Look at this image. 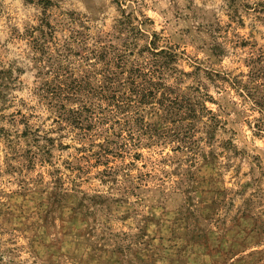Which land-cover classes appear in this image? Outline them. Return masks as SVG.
I'll return each instance as SVG.
<instances>
[{"label":"rangeland","instance_id":"1","mask_svg":"<svg viewBox=\"0 0 264 264\" xmlns=\"http://www.w3.org/2000/svg\"><path fill=\"white\" fill-rule=\"evenodd\" d=\"M0 264H264V0H0Z\"/></svg>","mask_w":264,"mask_h":264},{"label":"trees","instance_id":"2","mask_svg":"<svg viewBox=\"0 0 264 264\" xmlns=\"http://www.w3.org/2000/svg\"><path fill=\"white\" fill-rule=\"evenodd\" d=\"M148 94H151V91L148 92ZM167 100V102L169 103H177V97H173V99L170 98H165ZM256 103L258 104V102L256 101ZM259 105V104H258ZM185 108V111H190L193 112V108L189 107V103L185 104L184 106H181ZM61 110L60 113L63 118V120L67 123H69L71 125L72 130L73 129H78L79 132H77L75 135H77V137L79 139H84L86 136L91 135V130L97 126V129H99L100 132L105 131L100 125L99 123H101L100 120L98 121H94V118L92 117L93 111L89 110L88 108H83V107H75V108H69L66 109L63 105L60 106ZM87 111L89 115H84L82 114V111ZM93 118V120H92ZM84 121H86V124L84 123Z\"/></svg>","mask_w":264,"mask_h":264}]
</instances>
